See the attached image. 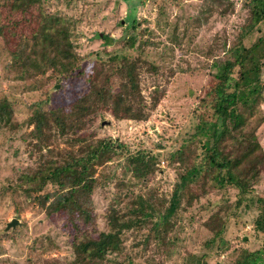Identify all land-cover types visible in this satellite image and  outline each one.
<instances>
[{"label":"rangeland","instance_id":"374dc122","mask_svg":"<svg viewBox=\"0 0 264 264\" xmlns=\"http://www.w3.org/2000/svg\"><path fill=\"white\" fill-rule=\"evenodd\" d=\"M244 1L227 0L226 5L218 0H43L44 10L67 26L71 49L80 58L73 71L60 76L23 74L13 63L10 53L19 34L30 31L28 15L0 7V24L5 25L0 32V95L11 102V124L0 127V264L58 263L71 256L69 234L61 227L60 215L47 216L18 190L4 189L6 181L14 182L21 170L36 163L38 150L27 136L31 125L26 123L32 109L70 104L86 91L85 77L94 69L109 72L105 52L121 55L122 64L126 58L139 57L156 67L152 71L144 63L137 66L140 93L146 103L153 90L160 93L147 119L119 120L109 111L99 110L78 130L69 132L86 138L110 137L129 151L146 149L160 154L154 175L145 182L131 177L120 156L97 167L92 206L96 229H106L105 208L109 202L121 204L124 193L168 195L174 169L163 156L177 146L190 126L192 111L211 83L208 64L213 56L222 54V44L227 45L243 23ZM134 22L138 23L134 48L116 52ZM11 23H15L14 28ZM257 26L244 37V45L264 35V19ZM261 76L264 85V63ZM261 108L263 121L256 128V138L264 152V91ZM251 190L234 208L236 196L229 189L230 206L220 215L223 229L212 248H205L204 242L217 226L215 216L210 214L219 197L216 191L201 195L178 214L168 235L173 241L171 246H150L143 256L125 250L110 257L118 264H147L145 256L149 257L148 264H183L184 254L204 252L208 264H238L243 254L259 249L264 257V234L256 222L258 209H264V161ZM12 218L18 223L4 230ZM125 244H129L128 239Z\"/></svg>","mask_w":264,"mask_h":264},{"label":"trees","instance_id":"16d2710c","mask_svg":"<svg viewBox=\"0 0 264 264\" xmlns=\"http://www.w3.org/2000/svg\"><path fill=\"white\" fill-rule=\"evenodd\" d=\"M218 1L229 5L227 0ZM5 6L28 15L30 31L19 34L10 53L23 74L60 76L74 70L80 58L71 49L68 28L55 14L44 10L43 0H0V7ZM242 6L246 12L243 23L232 40L222 44V54L213 56L208 64L211 83L192 111L190 126L177 146L162 155L174 169L168 195L124 193L121 204H107L104 230L96 229L91 198L98 184L97 167L120 156L131 177L145 182L154 175L160 154L146 149L129 151L122 142L110 137L86 138L69 132L78 130L99 110L109 111L119 120L147 119L160 93L153 90L149 104L146 103L140 93L137 66L144 63L152 71L156 67L139 57L126 58L122 64L121 55L105 52L109 72L94 69L85 77L86 91L70 104L32 109L26 123L31 125L27 136L38 150L36 163L21 170L14 182L6 181L4 189L18 190L25 200L37 203L47 216L60 215L61 227L69 234L71 256L66 261L47 264H118L110 255L130 250L143 256L150 246H171L173 241L168 235L178 214L211 191L219 193L210 213L215 216L217 226L212 228L204 246L212 248L217 243L223 229L220 215L230 206L229 189L236 196L232 205L236 208L244 194L252 192L264 161L263 149L256 138V128L263 121L264 35L243 44L244 37L264 19V0H245ZM14 25L11 23L10 27ZM137 25L132 23V30L121 39L116 52L134 48ZM4 27L0 24V32ZM10 118L11 102L0 95V127L10 125ZM258 210L256 222L264 234V209ZM207 256L204 252L186 253L183 264H208ZM144 260L149 263L148 256ZM238 261V264H264V257L259 249L246 252Z\"/></svg>","mask_w":264,"mask_h":264},{"label":"water","instance_id":"95a60500","mask_svg":"<svg viewBox=\"0 0 264 264\" xmlns=\"http://www.w3.org/2000/svg\"><path fill=\"white\" fill-rule=\"evenodd\" d=\"M57 85H54V87H56ZM101 124H103V122H101ZM18 221L14 218H12L11 220H9L4 227V230L8 229L9 227H13L15 224H17Z\"/></svg>","mask_w":264,"mask_h":264}]
</instances>
